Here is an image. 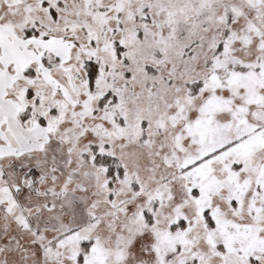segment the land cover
Here are the masks:
<instances>
[{
	"label": "snow or ice",
	"instance_id": "obj_1",
	"mask_svg": "<svg viewBox=\"0 0 264 264\" xmlns=\"http://www.w3.org/2000/svg\"><path fill=\"white\" fill-rule=\"evenodd\" d=\"M0 264H264V0H0Z\"/></svg>",
	"mask_w": 264,
	"mask_h": 264
}]
</instances>
